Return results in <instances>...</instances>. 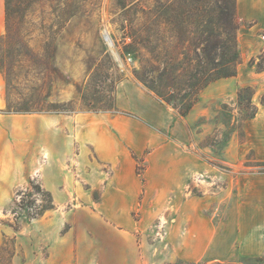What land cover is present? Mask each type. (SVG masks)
Returning a JSON list of instances; mask_svg holds the SVG:
<instances>
[{"label": "rangeland", "instance_id": "374dc122", "mask_svg": "<svg viewBox=\"0 0 264 264\" xmlns=\"http://www.w3.org/2000/svg\"><path fill=\"white\" fill-rule=\"evenodd\" d=\"M124 1L33 0L24 38L0 34V51L13 68L8 94L0 72V244L14 238L12 264H219L181 259L182 224L202 208L219 225L226 189L238 192L255 173L245 165L263 162L253 148L264 154V74L255 75L264 71V30L249 32L253 23L237 16L241 85L197 103L188 117L191 140L180 142L118 109L127 83L154 97L147 87L159 74L148 71L149 53L130 33L137 37L145 25L155 55H172L176 46L163 21L145 22L138 8L125 23ZM138 1L155 10L152 0ZM67 8L79 13L64 20L59 12ZM249 86L258 115L243 122L237 91ZM7 99L64 104L68 112L18 120L6 113ZM115 173L126 196L103 202ZM37 185L50 192L54 208L29 219L17 205L22 199L40 205ZM191 219L198 233V216ZM203 236L208 242L207 228ZM193 238L189 254L197 255ZM263 263L264 256L241 262Z\"/></svg>", "mask_w": 264, "mask_h": 264}, {"label": "trees", "instance_id": "16d2710c", "mask_svg": "<svg viewBox=\"0 0 264 264\" xmlns=\"http://www.w3.org/2000/svg\"><path fill=\"white\" fill-rule=\"evenodd\" d=\"M72 1V0H66ZM155 10L150 7H139L138 0L124 1L123 20L130 23L132 11L138 12L146 22L149 18L161 19L166 29L176 41L172 55H155L150 47L145 25L139 35L130 36L139 41L149 53L146 59L148 71H159L157 81H151L147 87L154 98L162 105L171 106L177 115L186 118L199 101L201 92L210 84L236 77L239 54L236 34L239 28L236 11V0H152ZM33 0H4V20L7 38L16 35L20 39L25 27V19ZM79 11L67 8L59 12L62 19L78 14ZM57 35V34H56ZM8 55L0 51V72L3 74L7 94L11 86L12 66L7 61ZM172 71V72H170ZM261 72V71H259ZM254 89L240 88L237 91V107L243 115V122L253 119L257 114V105L252 101ZM259 103L264 107V94ZM68 111L64 104L26 100L11 104L7 99L6 113L13 115L63 114ZM253 155V152H251ZM254 156V155H253ZM135 159V158H134ZM141 161V159L139 160ZM251 167L258 174H264V161ZM136 174L139 175L138 168ZM36 194L42 197L41 204L22 199L17 207L27 209L29 219H37L46 211L53 210L54 204L50 192L39 185ZM17 231L18 227H13ZM15 255L14 238H5L0 244V264H12Z\"/></svg>", "mask_w": 264, "mask_h": 264}, {"label": "crops", "instance_id": "0c3cea01", "mask_svg": "<svg viewBox=\"0 0 264 264\" xmlns=\"http://www.w3.org/2000/svg\"><path fill=\"white\" fill-rule=\"evenodd\" d=\"M236 9L240 22L253 23L249 32L256 27H261L264 30V0H236ZM4 30V0H0V34ZM259 51L260 49H255L252 55L259 54ZM260 74H264V71L255 73V75ZM229 79L218 80L206 87L201 92L198 103L200 101L211 103L214 99L225 95L226 93L222 89L224 86L233 84L238 87L241 85L239 71L237 76L232 78L235 80L234 83L228 81ZM4 104L3 93L0 90V108H3ZM117 106L119 110L133 113L142 123L148 124L171 137L173 136L180 142L191 140L188 124L190 113L186 118H180L172 108L163 106L153 96L133 83H127L122 89ZM257 115L258 106L257 114L253 119ZM9 116L20 120L21 117L30 115L9 114ZM253 151L256 153L257 159L264 161V154L260 156L256 148H253ZM116 176L115 173L105 186L102 195L103 202H107L110 196L118 201L125 198L126 193L123 185ZM231 188L229 186L226 189L229 192L224 198L223 217L219 225H212L210 219L203 216L202 208L188 213V226L185 227V222H183L181 241L177 244L182 252V260L193 263L204 260L209 263L241 264L243 260L264 256V174L251 173L246 175L238 188V192H232ZM119 208L116 207L113 214L119 211ZM196 215L203 233L199 230L196 233L193 224L190 225L189 223L190 219L193 220ZM205 228L209 233L208 242L203 236ZM193 236L199 241L197 255L189 254L190 239H194Z\"/></svg>", "mask_w": 264, "mask_h": 264}]
</instances>
